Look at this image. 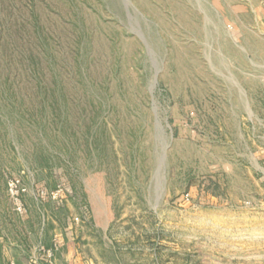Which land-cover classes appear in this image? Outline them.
Wrapping results in <instances>:
<instances>
[{
    "label": "rangeland",
    "instance_id": "1",
    "mask_svg": "<svg viewBox=\"0 0 264 264\" xmlns=\"http://www.w3.org/2000/svg\"><path fill=\"white\" fill-rule=\"evenodd\" d=\"M54 243L264 264V0H0V246Z\"/></svg>",
    "mask_w": 264,
    "mask_h": 264
},
{
    "label": "built area",
    "instance_id": "2",
    "mask_svg": "<svg viewBox=\"0 0 264 264\" xmlns=\"http://www.w3.org/2000/svg\"><path fill=\"white\" fill-rule=\"evenodd\" d=\"M8 186L9 193H11V197L15 201V209L18 210V212H24L25 209L22 197L26 193V189L19 179L11 180ZM56 249H58V243H54L52 247L47 249H42V254L39 257L31 258L29 264H54V253Z\"/></svg>",
    "mask_w": 264,
    "mask_h": 264
},
{
    "label": "crops",
    "instance_id": "3",
    "mask_svg": "<svg viewBox=\"0 0 264 264\" xmlns=\"http://www.w3.org/2000/svg\"><path fill=\"white\" fill-rule=\"evenodd\" d=\"M8 247L4 245L0 246V264H7V260H9L11 257L8 255ZM14 263V261H13Z\"/></svg>",
    "mask_w": 264,
    "mask_h": 264
}]
</instances>
